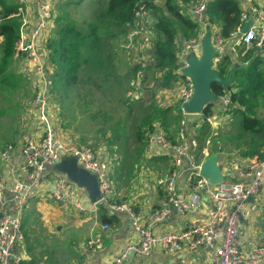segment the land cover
I'll return each mask as SVG.
<instances>
[{"label": "built area", "instance_id": "1", "mask_svg": "<svg viewBox=\"0 0 264 264\" xmlns=\"http://www.w3.org/2000/svg\"><path fill=\"white\" fill-rule=\"evenodd\" d=\"M208 2L209 0H196L189 6L188 11L199 18L200 32L185 40L177 51L174 77L176 92H173L172 101L179 105L181 118L178 127L170 135L159 123H154L143 132L146 145L144 153L147 154L145 156L156 155V152L169 154L171 166L155 179L162 194L159 205L142 219L132 204L110 197V175L118 163L114 154L107 155L101 149L66 141L61 128L56 124L54 107L52 102L49 103L48 94L49 75L53 66L45 61V50L41 46L49 36L53 16L52 1L17 0V11L14 15L20 16L21 25L15 55L28 61L38 77L34 84L35 92L25 100V107L39 116L42 129L38 135H28L17 150L23 176L12 182H5L0 178V264H20L22 261L25 243L21 228L23 211L28 202L38 196L41 186L48 182L51 175L45 192L56 204L77 212L92 213L95 219L99 205L104 204L110 212L122 213L127 217L137 241L123 246L110 261L103 264H123L126 256L132 253L145 257L155 247L167 253L194 251L203 247L209 250L211 264H264V243L247 249H241L239 245L248 198L257 199L264 188V156L248 157L241 164L238 160H226L218 153L217 163L223 174V182L209 186L207 179L199 173L201 162L208 155L205 147L198 155L200 142L196 134L199 122H202L201 112L198 113L199 119L194 125L193 116L198 114H190L183 107L194 90L193 81L183 73L188 66L187 57L191 54L199 56L201 40L206 33L210 34L211 44L218 55L225 52L229 45L234 52H238L239 47L242 48L240 54L255 48L264 57V6L250 4L246 9L243 8L235 36L232 34V38L225 39L219 34L217 26L208 29V24L203 19ZM29 3L34 6L32 26L28 24L29 19L26 17ZM134 17L136 26L129 39L131 41L133 35H138L140 41L136 44L137 49H147L151 40L149 9L140 4ZM3 19L0 11V22ZM248 19H251L250 24L244 33H240L239 28ZM231 40L233 44H229ZM142 78L143 69H139L136 77L129 82L125 96L131 103L141 99L144 87L138 81ZM165 90L161 88L160 92L165 93ZM218 100L221 102V111L225 112L228 98L219 96ZM217 115L214 113L206 117L209 124L216 120ZM14 151V146L6 143L0 150V157L8 160ZM62 156L74 157L81 169L94 175L99 191L97 201H89L86 190L82 191L81 186L70 181L61 172H55L53 168ZM204 191L211 204V211L206 219L196 218L182 228H163L155 233V225L162 222L172 211L179 214L199 213L202 210L200 195ZM107 228V224L101 225V229ZM86 244L91 251H95L100 247V240L90 236Z\"/></svg>", "mask_w": 264, "mask_h": 264}, {"label": "trees", "instance_id": "2", "mask_svg": "<svg viewBox=\"0 0 264 264\" xmlns=\"http://www.w3.org/2000/svg\"><path fill=\"white\" fill-rule=\"evenodd\" d=\"M54 3V0H51ZM196 0H163L162 6L153 0H64L55 2L53 16L50 25L49 36L41 46L45 50V61L53 66L49 75L48 94H56V101L61 102L67 94L75 88L91 89L97 87L102 90L109 86L112 79L118 76L113 70V65L120 58L122 63V77L129 82L136 77V72L143 69V78L138 84L148 88L147 101H144V114L136 125V139L140 142V150L145 145L143 132L145 128H151L154 122L159 123L163 129L170 132V125L176 122L178 127L181 115L178 102L172 101L169 106L156 103L154 91L169 87L175 77L177 67V51L185 40L199 34L200 22L198 17L192 15L188 8ZM84 3L82 8L79 7ZM243 0H209L203 19L211 26H217L219 34L225 39L235 36L240 21V11L243 9ZM143 4L150 12L149 29L151 33L150 47L152 59L148 64L140 58L129 69L131 78L127 75L126 67H130L126 58L127 52H132V47L137 49L136 43L140 41L138 35H133L130 41V33L135 29L136 19L134 13L137 7ZM17 0H0L1 13L4 19L0 22V87L4 85L11 89L20 81V85L30 84L32 77H36L33 70L30 74L13 72L12 64L16 53V42L19 38L21 18L14 15L17 11ZM76 7H73V6ZM73 7V8H69ZM79 7V8H78ZM153 17H152V15ZM207 29V31H208ZM242 48H238L235 57L225 51L215 59V69L222 78L232 74V80L228 86L222 87L217 83L210 85L211 91L218 98H228V108L221 111V102L208 103L201 111L199 130L196 134L200 145L198 152L205 146L203 135L208 130L207 116L218 114L215 122L218 124L228 114L236 117L239 130L233 136L224 137L232 142L234 156L245 160L251 156H264V57L251 48L245 54H240ZM142 51H146L142 49ZM133 57V55H132ZM237 66H233V61ZM90 70L87 72L86 70ZM109 75V77H108ZM22 77V80L18 78ZM129 82L126 90L129 88ZM155 83V84H154ZM124 100L131 103L125 96ZM35 92V88L31 93ZM31 94V95H32ZM58 95V97H57ZM62 97V98H61ZM26 96L24 97V100ZM23 110L26 114L25 101ZM55 108L56 105L52 103ZM160 105V106H159ZM132 107V105H131ZM56 109V108H55ZM174 109V114L169 117V110ZM197 116H193L192 124L195 125ZM230 121V122H231ZM231 122V123H232ZM61 128L65 127L64 122ZM172 135L171 133H169ZM219 139V138H218ZM220 140H214L213 149L208 151L219 153L222 147ZM115 212L101 204L98 208V218L104 224L117 222ZM21 228L24 236L28 237L23 224Z\"/></svg>", "mask_w": 264, "mask_h": 264}, {"label": "crops", "instance_id": "3", "mask_svg": "<svg viewBox=\"0 0 264 264\" xmlns=\"http://www.w3.org/2000/svg\"><path fill=\"white\" fill-rule=\"evenodd\" d=\"M58 1L62 2L64 0H54V3L52 2V10L54 8L55 2ZM250 4H253L251 0H243L241 6L242 8L246 9ZM27 7L28 10L26 17L29 19L28 24L32 26L34 24V6L33 4L29 3ZM229 44H233V40H231ZM225 51L231 53L233 58L235 57L236 53L231 50L229 45ZM237 64V61L234 60L233 66L236 67ZM12 69L13 72L17 73L18 71L19 74L21 72L29 75L30 71L32 70V66L28 61L15 55ZM18 78L22 80L21 76H18ZM31 79L32 81L30 84L24 83L25 85H20V81H18L17 85L13 86L14 89L4 85H1L0 87V107H3L0 108V150L6 143H11L15 148V151L10 159L7 160L0 157V178L5 182H12L23 176L21 171V158L17 150L21 147L24 139L28 135H38L42 129L39 116H37L34 111L28 115L27 109H25V114L23 110L24 97L31 93L35 82L38 80V77L34 80L33 76ZM174 81L175 80H173L171 83L172 86L175 84ZM171 85H169V87H165L166 90L165 93H163L164 96H159L158 101L160 105L166 104V106H169L172 103L173 92L170 89L172 88ZM147 89L148 88L144 87L142 90V96L140 100L147 99L149 94V90ZM73 92H78V89L75 88ZM158 92H160V90H158ZM51 96L49 95V99ZM25 99H27V97ZM173 111L174 109L169 110V117L174 114L175 111ZM18 115H22L27 120L29 119V126H20L18 123L20 121H18ZM196 119L199 118L197 117ZM222 119L225 120L226 117ZM60 122L63 121L61 120ZM60 122L59 127L61 126ZM66 129L67 124H65L64 128H61L65 136V140L76 145H81L75 140L70 139L71 136L68 133H65ZM169 130V133L174 134L175 131L173 130L172 125H170ZM145 146L146 145L143 146L144 150L136 153V155L138 154V159L140 157L141 163L143 166H145L144 169H142L141 172L137 174L136 178H133V175H135L134 168L133 170L132 167L127 168L126 172L129 171V173H126L121 169V166H119L118 163L113 167L110 175L112 182L110 191L111 199L126 200L133 205L137 212L140 213L142 219H145L149 211L159 205L162 199V194L160 192V188L155 184V179L165 173L171 166V156L169 154L156 152V155L145 156ZM98 149L101 148L99 147ZM67 158L70 157L62 156L57 162V165L58 163L61 164L66 162L68 160ZM245 160H243V163ZM57 165H55L53 168L55 172L58 171ZM139 165L136 166L139 168ZM51 178L52 175L49 176L48 182L41 186L38 193V199L41 198L43 200L49 201V197L46 195L45 191L46 187H48L50 183ZM261 196L262 193H260L259 196V204H257V199H253L248 201L245 206L246 215L242 219L239 236V245L241 249H247L253 245L264 243V199ZM200 199L202 203V210L199 213L186 212L179 214L175 211H172L164 218L162 222H159L157 225H155V233L160 232V230L163 228H182L189 221L196 218L206 219L211 211V204L206 196L205 191L201 193ZM33 201L25 207L21 217V223L23 224L28 237L26 239L24 236L25 243L23 259L20 264H103L104 262L110 261L113 256L123 248V246L135 243L137 241L136 234L129 227L128 219L124 214L114 213V218L117 219V222L108 224V228L103 230L101 229V225L104 223L100 222L98 215L95 219L92 213L85 212L88 215L86 218H88L89 221L84 228V236H82L80 240L77 238L76 234H71L69 236L71 237V241L69 240L65 244L62 243V245L68 246L53 248L52 246H44L41 248L36 247L34 246L36 243L35 239L38 238H35L37 234H33L34 231L30 224L31 222H28L29 215H31L29 213H31V211L27 210ZM30 229L32 230L31 232ZM47 234L48 233L46 232V243H48ZM90 236L100 240V247L95 251H91L86 244ZM123 264H211V262L209 259V250L203 247L194 251L184 250L173 253H167L160 248L155 247L151 250L150 254L145 257L136 253L126 256Z\"/></svg>", "mask_w": 264, "mask_h": 264}, {"label": "rangeland", "instance_id": "4", "mask_svg": "<svg viewBox=\"0 0 264 264\" xmlns=\"http://www.w3.org/2000/svg\"><path fill=\"white\" fill-rule=\"evenodd\" d=\"M153 1L159 6H162L163 4V0ZM251 1L253 4L264 6V0ZM83 6L84 3L79 5L80 8ZM73 7L76 6L74 5ZM132 48V52H127L126 54V58L130 63V67H126V69H128L126 77L128 76V78H131L132 76L131 70L129 71V69H131V67L135 65L140 58L146 65H151L148 63L152 59L151 49H149V46L145 49L146 51H142V49L138 50L134 48V46ZM117 60L119 61L113 65V70L118 72V76L110 81L108 87H105L102 90L97 87H93L91 89L78 88V92H71L64 98L61 97L63 100L60 103L55 99L56 94H52L49 99V103L53 101L56 105V109L54 108L56 124L59 127V122L61 120L64 124H67L65 133H68L71 136L70 139L75 140L81 145H89L94 148L100 147L102 153H107V155L114 154L113 156L116 162H118L123 171L126 172L127 168L130 167H132V170L134 168L135 175H133V178H136L137 174L145 167L141 163L140 157L138 159V154L136 155V153L140 150V142L136 139V125L140 122L142 113L144 114V111L147 108H144V101H147V99L140 100L139 98V100L133 104L125 102L124 91L127 88L129 80L122 77V60H120V58H117ZM86 71L90 72L88 69ZM173 86L170 89L172 92H176V85L173 84ZM154 87L157 88V86L153 85V88ZM153 88L150 91L155 93L154 98L156 103L159 104V96L163 93L154 91ZM31 94L32 93L28 94L26 97L29 98ZM27 111L28 115L32 113L30 110ZM224 116L226 119H222L220 123L217 124L216 122H213L212 124H208V130L206 134L203 135V139H205L204 149H206L207 152L210 151L213 149L214 140H220L218 146L220 145L223 151L219 152V154H221V156L226 160H238L241 164H243L242 159L234 156V150L232 149L231 142L232 139H228L227 142L224 140V137H231L239 130L238 121L236 117H233L232 119L235 120L233 124L231 121L232 115L228 114L226 116L224 114ZM197 117L199 118V114ZM26 120L27 119L22 115H18V123L20 126H29V119L27 121ZM172 123L173 124L171 125L174 129L176 127V122L173 121ZM201 123L199 122V124ZM142 150H144V148L141 149V151ZM135 164H140V167L138 168ZM126 173H129V171ZM81 190L85 191L83 187H81ZM261 193V197L264 199V188ZM38 197L39 196L35 197V200L31 199L28 202L29 204L34 200L27 209L28 211H31V213H29L31 215H29L28 222H31L30 224L34 231L33 234H37L35 238H38L35 239L36 243L34 246L40 248L44 246H52V248L68 246L62 245V243L65 244L69 240L71 241V237H69L71 234H76L79 240L82 236H84V228L89 221V219L86 218V216H88L86 213H79L71 208L60 206L59 204L53 202L50 198L48 201L41 198L38 199ZM259 200V197H257V204H259ZM31 231L32 230L30 229V232ZM46 232L48 233V243H46L45 238Z\"/></svg>", "mask_w": 264, "mask_h": 264}, {"label": "water", "instance_id": "5", "mask_svg": "<svg viewBox=\"0 0 264 264\" xmlns=\"http://www.w3.org/2000/svg\"><path fill=\"white\" fill-rule=\"evenodd\" d=\"M251 19L246 20L239 28L244 33L250 24ZM218 53L211 44L210 34L206 33L201 40V51L199 56L191 54L187 57L188 66L184 69V75L188 76L194 83V90L187 102L183 104L184 109L190 114H198L210 102H216L217 97L211 91L210 85L217 83L226 87L232 80V72L222 78L215 69V59ZM68 160L63 163H56L57 170L63 173L70 181L78 186L84 187L88 193L89 201L99 199V191L94 175L81 169L76 164V159L67 156ZM218 154L212 152L204 157L199 167V173L207 179L209 186H216L223 182V174L217 163ZM253 200L249 197L248 201Z\"/></svg>", "mask_w": 264, "mask_h": 264}]
</instances>
